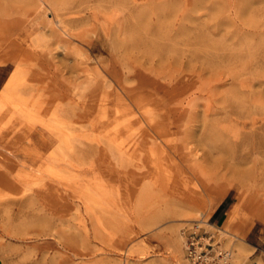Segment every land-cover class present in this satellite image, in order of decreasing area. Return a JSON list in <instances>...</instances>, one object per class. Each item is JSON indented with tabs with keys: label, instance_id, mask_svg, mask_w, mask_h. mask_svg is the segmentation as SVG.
Masks as SVG:
<instances>
[{
	"label": "rangeland",
	"instance_id": "1",
	"mask_svg": "<svg viewBox=\"0 0 264 264\" xmlns=\"http://www.w3.org/2000/svg\"><path fill=\"white\" fill-rule=\"evenodd\" d=\"M4 63L0 264H264V0H0Z\"/></svg>",
	"mask_w": 264,
	"mask_h": 264
},
{
	"label": "built area",
	"instance_id": "2",
	"mask_svg": "<svg viewBox=\"0 0 264 264\" xmlns=\"http://www.w3.org/2000/svg\"><path fill=\"white\" fill-rule=\"evenodd\" d=\"M210 240L211 237L204 242L197 234H191L186 238V254L193 264H227L229 250L214 249Z\"/></svg>",
	"mask_w": 264,
	"mask_h": 264
},
{
	"label": "bare ground",
	"instance_id": "3",
	"mask_svg": "<svg viewBox=\"0 0 264 264\" xmlns=\"http://www.w3.org/2000/svg\"><path fill=\"white\" fill-rule=\"evenodd\" d=\"M135 28H136V27H135ZM140 30H141V29H140ZM28 57H29V56H28ZM20 73H21V69L18 68V69L14 70V71L10 74V76H9V78H8V80H7L6 84H5V86H4V90H3V94L6 95L7 97H10L12 94L15 93L16 87H17V85H18V83H19V77L21 76ZM132 98H133V97H132ZM137 98H138V97H136V98L134 97V98H133V101H136V100L138 101ZM104 99H106V98H104ZM134 99H136V100H134ZM126 103H127V102H125V105H128V104H126ZM139 104H141V103H140V99H139ZM139 104L137 103V106H138ZM142 104L144 105V103H142ZM129 105H130V104H129ZM145 105H146V104H145ZM145 105H144V106H145ZM139 106H140V105H139ZM139 106H138V107H139ZM141 106H142V105H141ZM141 106H140V107H141ZM129 107H131V106H129ZM142 107H143V106H142ZM142 107H141V108H142ZM147 107H148V106H147ZM147 107H146V108H147ZM121 108H123V106H122ZM141 108H140V109H141ZM146 108H144V109H146ZM148 108H149V107H148ZM150 109H151V108H150ZM102 110H103V109H102ZM121 110H122V109H121ZM129 110L131 111V109H128L126 112H128ZM116 111H117V110H116ZM122 111H123V110H122ZM141 111H144V110L142 109ZM119 112H120V110H118V113H119ZM126 112H125V113H126ZM147 112H148V110H147ZM147 112L145 111V113H147ZM149 112H150V111H149ZM116 113H117V112H116ZM118 113H117V114H118ZM132 113H133V112H132ZM151 113H152V112H151ZM151 113H150V114H151ZM159 113H160V112H159ZM122 114H124V113H122ZM128 114H129V112H128ZM97 115H98V113H97ZM101 115H102V114H100V116H101ZM124 115H125V114H124ZM151 115H152V114H151ZM104 116H106V115H104ZM147 116H149V115H147ZM124 117H125V116H124ZM114 118H115V117H114ZM96 119H97V118H96ZM100 119H101V118H100ZM103 119H104V118H103ZM109 119H110V118H109ZM97 120H99V119H97ZM107 120H108V119H107ZM118 120H119V119H118ZM124 120H125V119H124ZM124 120L122 119V123H123V124H125V123L128 122V121H125V123H124V122H123ZM126 120H127V118H126ZM95 121H96V120H95ZM113 122H114V121H113ZM118 122H119V121H118ZM120 122H121V121H120ZM143 122H144V121H143ZM158 122H160V121H158ZM92 123H93V122H92ZM151 123H153V122H151ZM107 124H108V123H107ZM114 124H115V123H114ZM114 124H113V126L111 127L112 129H113V127H114ZM116 124H117V122H116ZM127 124H128V126H129V124H130V120H129V122H128ZM157 124H159V123H157ZM160 124H161V123H160ZM95 125H96V123H95ZM120 125H122V124L120 123ZM120 125H119V127H120ZM137 125H138V124H137ZM162 125H163V124H162ZM116 126H118V125H116ZM153 126H154V125H153ZM153 126H152V127H153ZM157 126H158V129H159V127H161V125H160V126H159V125H156V127H157ZM123 127H124V126H123ZM137 127H138V126H137ZM137 127H136V129L133 128V130H134V131H135V130L138 131ZM154 127H155V126H154ZM154 127H153V128H154ZM156 127H155L154 130H156ZM163 127H164L163 129H165V126H163ZM129 128H130V127H129ZM138 128H139V127H138ZM114 129H116V128H114ZM117 129H119V128H117ZM163 129H162V130H163ZM166 129H167V128H166ZM123 130H124V128H123ZM125 130H126V129H125ZM127 130H128V129H127ZM148 130H149V129H148ZM151 130H152V129H151ZM128 131H129V130H128ZM134 131H130V132H134ZM110 132H111V130H110ZM155 132H156V131H155ZM165 132H167V130H166ZM128 133H129V132H128ZM134 133H135V132H134ZM138 133H139V132H138ZM142 133H143V132H142ZM117 134H118V133H117ZM136 134H137V133H136ZM136 134H135V135H136ZM157 134H158V133H157ZM163 134H164V131H163ZM163 134H162V135H163ZM138 135H139V134H138ZM138 135H136V136H138ZM158 135H159V134H158ZM160 135H161V132H160ZM168 135H169V133H168ZM112 136H113V135H112ZM114 136H115V135H114ZM132 136H134V135L132 134ZM136 136H135V138H136ZM155 136H156V135H155ZM155 136H154V137H155ZM159 137H160V136H159ZM173 137H175V136H173ZM116 138H117V137H116ZM124 138H125V137H124ZM140 138H141V137H139V139H140ZM148 138H149V140H151V139H150L151 137H148ZM155 138H156V137H155ZM170 138H171V137H170ZM170 138H169V139H170ZM141 139H142V138H141ZM162 139H163V138H162ZM145 140H146V138H145ZM167 140H168V139H167ZM167 140H166V142H167ZM137 141H138V140H137ZM142 141H144V139H142ZM152 141H153V140H152ZM152 141H151V142H152ZM158 141H159V140H158ZM164 141H165V139H164ZM160 142H161V141H160ZM153 143H154V142H153ZM168 143H170V141H169ZM133 144H134V143H133ZM147 144H148V143H147ZM135 145H137V144H135ZM146 146H147V145H146ZM149 147H150V146H149ZM153 148H154L155 150H154ZM158 148H159V147H153V146H152V148L150 147V148H149V149H151V150H150V151H151L150 153L152 154L153 151H154V152H155V151L157 152V150L159 151ZM146 149H147V148H146ZM152 149H153V150H152ZM163 150H164V149H163ZM188 150H189V149H188ZM148 152H149V151H148ZM159 152H161V151H159ZM159 152H158V153H155L154 155H156V156L159 155V156L161 157V159H162V154H163L164 151H162V154H160ZM164 153H165V152H164ZM159 156H157V158H158ZM151 157H152V156H151ZM164 157H166L165 154H164ZM164 157H163V158H164ZM147 158H148V157H147ZM153 159H154V161L152 162V159H151V162H152V163L156 162V161H155V158H153ZM165 159H166V158H165ZM160 161H161V160H160ZM166 161H167V160H165V162H166ZM149 162H150V158H149ZM163 162H164V161H163ZM158 163H159V162H158ZM154 164L156 165L157 162L154 163ZM159 164H160V163H159ZM165 164H166V163H165ZM165 164H164V165H165ZM149 165H151V164L149 163ZM155 165H152V166L155 167ZM160 165H162V164H160ZM167 165H168V164H167ZM165 166H166V165H165ZM157 167H158V166H157ZM161 167H163V166H161ZM166 167H167V166H166ZM155 169H156V167H155ZM167 169H168L167 171H169V168H167ZM153 170H154V169H153ZM157 170H159V169H157ZM154 171H156V170H154ZM159 171L162 173L161 170H159ZM167 171H166V172H167ZM170 172H171V170H170ZM170 172H169V173H170ZM156 173L159 174V172H157V171H156ZM169 173H168V174H169ZM171 173H172V172H171ZM163 174H164V173H163ZM166 174H167V173H166ZM168 174H167V176H168ZM169 175H170V174H169ZM170 176H171V175H170ZM170 176H169V177H170ZM162 178H163V177H162ZM164 180H165V179H164ZM157 181H158V180H157ZM234 210H237V207H236ZM213 226H214V225H213ZM214 227H215V226H214ZM179 228H180V227H179ZM177 230H178V229H177ZM182 233H183V232H182ZM177 236H178V235H177ZM183 236H184V235H183ZM181 238H182V235H179V238H178V239H181ZM176 239H177V238H176ZM178 239H177L178 242L181 241V240H178ZM185 239H186V238H184V240H185ZM177 241H176V242H177ZM178 242H177V243H178ZM226 243H227V242H226ZM179 244H180V243H179ZM181 244H182V242H181ZM184 244H185V243H184ZM214 245H215V244H214ZM225 245H226V244H225ZM225 245H224V246H225ZM229 245H230V243H229ZM220 247H221V246H220ZM228 247H230V246H228ZM228 247H227V248H228ZM222 248H224V247H222ZM221 250H222V249H221ZM228 250H229V252H230V256H229L230 261H227V264H232V263H233L232 260H234V257H233V252H234V250H233V249H230V248H229ZM229 259H228V260H229Z\"/></svg>",
	"mask_w": 264,
	"mask_h": 264
},
{
	"label": "crops",
	"instance_id": "4",
	"mask_svg": "<svg viewBox=\"0 0 264 264\" xmlns=\"http://www.w3.org/2000/svg\"><path fill=\"white\" fill-rule=\"evenodd\" d=\"M11 71L12 68L9 66L8 63L0 64V90L2 89L6 80L8 79ZM223 205H224L223 201L220 202L212 213V218L216 223L223 221L222 215L220 213L221 210L223 209Z\"/></svg>",
	"mask_w": 264,
	"mask_h": 264
}]
</instances>
